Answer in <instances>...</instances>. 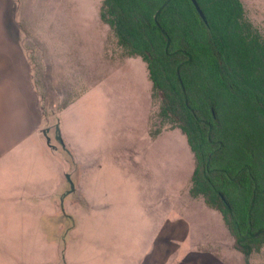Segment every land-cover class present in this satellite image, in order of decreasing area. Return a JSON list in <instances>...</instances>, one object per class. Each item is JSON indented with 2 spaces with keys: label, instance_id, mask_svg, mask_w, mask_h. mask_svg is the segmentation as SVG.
Here are the masks:
<instances>
[{
  "label": "rangeland",
  "instance_id": "obj_1",
  "mask_svg": "<svg viewBox=\"0 0 264 264\" xmlns=\"http://www.w3.org/2000/svg\"><path fill=\"white\" fill-rule=\"evenodd\" d=\"M241 1L264 37V0ZM100 2L0 0V264H138L175 248L179 264L190 250L264 264L190 194L186 138L160 120L142 60L110 46Z\"/></svg>",
  "mask_w": 264,
  "mask_h": 264
},
{
  "label": "trees",
  "instance_id": "obj_2",
  "mask_svg": "<svg viewBox=\"0 0 264 264\" xmlns=\"http://www.w3.org/2000/svg\"><path fill=\"white\" fill-rule=\"evenodd\" d=\"M101 0L122 59L145 64L160 120L186 138L190 194L245 257L264 248V37L241 0Z\"/></svg>",
  "mask_w": 264,
  "mask_h": 264
},
{
  "label": "crops",
  "instance_id": "obj_3",
  "mask_svg": "<svg viewBox=\"0 0 264 264\" xmlns=\"http://www.w3.org/2000/svg\"><path fill=\"white\" fill-rule=\"evenodd\" d=\"M173 224L174 225L168 227V229L170 228L169 239H175L178 236L180 237L181 235L186 234L187 227H188V223L186 221H182V224H176V223H173ZM154 251H155L154 249L152 250L150 249L149 252L146 251L144 253V256L139 259L138 264H179L178 258L175 259L171 257L172 254L177 253L176 248L172 251L171 250L167 251L165 257H163L164 253L158 250L156 252ZM153 252L155 253V255H152ZM198 253H201V252H194L193 250H190L189 252L185 253V256L181 259L180 264H201V262L198 259L201 258L202 260V257L199 256ZM195 254L198 255V258L196 260H193L194 256L192 255H195ZM167 255L168 257H166ZM202 264H203V260H202Z\"/></svg>",
  "mask_w": 264,
  "mask_h": 264
},
{
  "label": "water",
  "instance_id": "obj_4",
  "mask_svg": "<svg viewBox=\"0 0 264 264\" xmlns=\"http://www.w3.org/2000/svg\"><path fill=\"white\" fill-rule=\"evenodd\" d=\"M191 1H192V3H193V5H194V7H195V9H196V11H197V13L199 14L200 18H201L203 21H205L204 14H203L202 11L200 10V8H199V6H198L196 0H191Z\"/></svg>",
  "mask_w": 264,
  "mask_h": 264
}]
</instances>
